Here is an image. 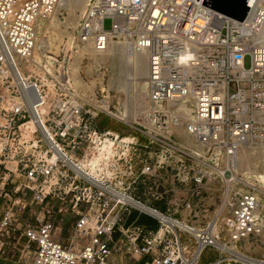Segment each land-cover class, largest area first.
<instances>
[{
	"label": "built area",
	"instance_id": "2783aa9c",
	"mask_svg": "<svg viewBox=\"0 0 264 264\" xmlns=\"http://www.w3.org/2000/svg\"><path fill=\"white\" fill-rule=\"evenodd\" d=\"M203 2L87 0L79 10L72 48L104 53L121 41L149 57L152 128L120 120L137 133L122 136L98 129L92 100L76 94L71 49L68 79L46 74L59 99L27 68L58 0H0V257L13 232L34 250L30 264H264V194L235 171L243 141L264 146V0H248L243 21ZM186 102L191 118L174 110ZM109 138L128 150L123 170L98 176L81 161ZM139 179L163 207L130 192L126 181ZM28 199L41 208L33 222L21 219ZM49 199L77 214L67 242Z\"/></svg>",
	"mask_w": 264,
	"mask_h": 264
},
{
	"label": "rangeland",
	"instance_id": "374dc122",
	"mask_svg": "<svg viewBox=\"0 0 264 264\" xmlns=\"http://www.w3.org/2000/svg\"><path fill=\"white\" fill-rule=\"evenodd\" d=\"M85 3L82 5L81 8L76 10V14H78L79 10L83 8ZM67 11L68 10H62L61 14L58 15V20L62 22L63 29L67 30V32H72V29L76 25V22H77V19H76L77 16L72 18L69 12ZM69 23H73V27H72V24L68 25ZM104 25L106 29L111 28L112 20L109 18L106 19L104 22ZM121 43H122L121 41L119 42L114 41V44L117 45V46L114 45L115 48L113 47V50H115L116 52L115 59L117 58L116 63L114 65L112 64V60H109L105 64H102V63L98 64V62H95V59L89 56H85L81 59V61H79V70H78L77 78H78L80 85L78 89H76V94L78 95L80 94L82 96L88 97L87 99H91L92 100L91 103L93 105L94 111L98 112L100 116L102 117L103 116L109 117L110 119L118 123L122 129L127 130L128 128L129 129H132V128L126 123L118 120L115 116L108 114V111L116 113L117 115H121L125 110L124 101L128 99L129 100L135 99L132 105H134V109L137 115L135 114L136 118L130 119L129 123L138 121L139 123L142 124L144 122L145 109L141 107L140 100L138 98H133V95H135L134 89L132 90L131 87L129 88L130 82L132 80L131 77L134 76L133 73L135 72L132 70V68H131L132 72L129 71L130 67L127 68L126 66H122L121 64L122 62L121 57L124 55V53L128 52L127 50L128 48H130L126 44L125 46L127 48H125V46L123 45L121 46L120 45ZM37 50H38V47H37ZM38 51L39 53L36 54L37 62L34 59V61H32L27 66V68L31 69L35 75H39L43 83L47 86V88L45 89L47 93V99H59L55 95L56 91L54 88V83L52 81L53 78L52 77L48 78L46 74L48 72H51L52 75H55V77H59V80L61 82H63V80H67L68 79L67 75L66 77H64V79L60 75V73H63L62 65L64 63V57L66 58L67 55L63 53V51H61L59 54H56L49 50L47 51L45 49L38 50ZM74 61H75V57L70 55L67 58L65 63H66V66L71 69L69 78L73 80L75 83V80L73 77V70L71 68V64ZM245 65L246 67L250 66L249 57L246 58ZM140 80L145 81L146 84L148 83L147 76L144 78L142 77V79ZM123 86L126 89H124ZM60 92L61 90L59 91V93ZM108 94H110L111 97H108V98L105 97ZM107 106H108V109H105ZM44 108L46 109V106ZM142 142L144 141L142 140ZM258 152L259 151H256V152L254 151L253 153L254 155L252 156L250 165L245 163L242 166L243 168L240 169L241 171L237 174L239 176L241 175L245 181L255 182V184L260 189H263L261 188L260 180L257 178V173H263L264 171V158L259 157L260 154ZM235 171L238 172L237 169H235ZM28 202H29L28 206L24 214L21 217L23 222H33L38 212L41 209L40 206L37 205L36 202L32 201V199H28ZM48 205L52 210L56 211L54 212V217H55V221L58 227L57 228L58 237H60L62 241L67 242L68 236L71 233V229L73 228L75 224L77 214H75V212L71 210H68V212L59 213L58 209L62 204L60 203V201H57V200L49 199L48 201L44 203V207H48ZM141 221L147 222L151 226L152 224H154V227L155 228L157 227L155 221H153L151 217L145 214L141 215ZM9 235H11V237L10 239H6L7 243L5 244L3 248L4 253L0 257V264H30L31 262L30 250H27L24 247L25 239L21 238L18 241L17 240L19 238L18 234H14L13 232H10ZM15 236H16V239L13 238ZM209 257H213V258L216 257V253L212 249H207L205 253L206 260Z\"/></svg>",
	"mask_w": 264,
	"mask_h": 264
},
{
	"label": "bare ground",
	"instance_id": "6f19581e",
	"mask_svg": "<svg viewBox=\"0 0 264 264\" xmlns=\"http://www.w3.org/2000/svg\"><path fill=\"white\" fill-rule=\"evenodd\" d=\"M85 2L86 0H58V4L55 10L53 11V13L50 15V17L46 20H41L39 22L37 46L35 48L34 56L31 60L32 62L35 59V61L37 62L36 54L39 53L38 50L45 49L47 51L48 50L52 51L56 54H59L61 51H64L65 54L68 55L69 50L71 49L72 50L71 55L75 57V61L71 64V68L73 70V77L75 80L76 89H78L80 85L77 75H78V70H79V61H81L83 57L89 56L95 59V62H98V64L99 63L105 64L109 60H112L113 65L116 63V59H117V58L115 59L116 52L115 50H113V47L115 45L114 42H112L109 45V48L104 53H97L87 45L78 46L77 48H74V47L72 48L71 39H72L73 31H74L73 23L68 24V25L72 24V27H73L72 32H67V30L63 29L62 22L58 20V15L61 14L62 10H68L67 12H69L71 17L74 18L77 16L76 10L81 8ZM125 44L126 43L122 42L120 45L125 46ZM37 47H38V50H37ZM125 48L127 47L125 46ZM127 51L128 52L124 53L125 56L123 55L121 57V60H122L121 64L122 66H126L127 68L130 67L129 71L132 72L133 70L135 72L133 73L134 76L131 77L132 80L130 79L131 82L129 81L130 82L129 88L131 87L132 90L134 89L135 95H133V98H138L140 100L141 107L145 109L144 122L142 124H145L146 126L152 128V121L149 119V114H150V111L152 110V102L150 100V95H149V80L147 84L145 81L140 80L142 79V77L144 78L146 76L147 77L149 76V57L145 51L134 50L131 47L128 48ZM124 89L126 88L124 87ZM105 97L108 98V97H111V95L108 94ZM134 100L135 99H130V100L128 99L124 101L125 110L123 109L124 112L121 115H117L116 113L110 112L108 110L107 111L109 114L115 116L119 120L129 121L130 119H134L136 118V115H137L134 109V105H132ZM44 107L45 106L41 107V110L43 112H45L46 110ZM175 107L176 108H174V110L177 112H180L186 118H191L193 116V104L192 103L186 102V103H183ZM105 109H108V106ZM178 133L185 138L187 145L190 146L191 149H194V150L196 149L193 146L195 144L194 138H192V136L187 133L183 125L178 127ZM129 140H130L129 138H125V141H129ZM127 151H128L127 148L124 149L123 144L121 142L117 144L116 141L109 138L102 145L99 144L98 142L95 145H93L91 150L88 151L86 158L83 159L81 163L83 164L84 167H89L91 169V172L95 175L100 176L105 173L106 175L113 177L116 169L123 170V167H122L123 162L119 161V157L122 155V152L127 154ZM254 151L255 152L259 151L258 152L260 154L259 157L264 158V146L261 144H256L250 137L240 144L239 151H238V165L236 167L238 171L236 172V175L238 177L239 175L237 173L241 171L240 169L243 168L242 166L245 163L250 165L252 156L254 155L253 154ZM112 165H116V168L112 169L111 167ZM257 178L260 180L261 188L263 189H260L255 184V182H251V181H246V182L249 184L255 185L256 188L260 192L264 193V171L263 173H257ZM33 256H34V250H30L31 260Z\"/></svg>",
	"mask_w": 264,
	"mask_h": 264
},
{
	"label": "crops",
	"instance_id": "0c3cea01",
	"mask_svg": "<svg viewBox=\"0 0 264 264\" xmlns=\"http://www.w3.org/2000/svg\"><path fill=\"white\" fill-rule=\"evenodd\" d=\"M96 124H97V128L100 130H110L113 132L120 133L122 136H132V135L137 134L132 129H129V128L127 130L122 129L118 123H116L115 121H113L112 119H110L107 116H105V117L99 116L97 121H96ZM138 137H140V135ZM140 138L142 140H145L143 137H140ZM141 152H142V150H141ZM144 156H147V158L149 157V155H147V154H140V157H137L134 161V168L137 171V173H139L143 169V167L148 163L147 159H144ZM126 185H130V192L133 195L140 198L141 200H143L147 204H149L151 206L154 205L157 207H163L161 202L152 200V190L148 189L150 184L149 185L145 184L142 179H139L136 183H133V184L126 181ZM153 221H155V220H153ZM152 227H154V224H152Z\"/></svg>",
	"mask_w": 264,
	"mask_h": 264
},
{
	"label": "water",
	"instance_id": "95a60500",
	"mask_svg": "<svg viewBox=\"0 0 264 264\" xmlns=\"http://www.w3.org/2000/svg\"><path fill=\"white\" fill-rule=\"evenodd\" d=\"M248 0H204L203 4L243 21L249 11Z\"/></svg>",
	"mask_w": 264,
	"mask_h": 264
}]
</instances>
